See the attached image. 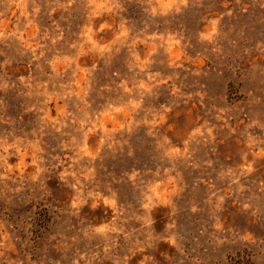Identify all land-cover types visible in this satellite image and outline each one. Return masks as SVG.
I'll return each instance as SVG.
<instances>
[{
  "label": "rangeland",
  "instance_id": "1",
  "mask_svg": "<svg viewBox=\"0 0 264 264\" xmlns=\"http://www.w3.org/2000/svg\"><path fill=\"white\" fill-rule=\"evenodd\" d=\"M0 264H264V0H0Z\"/></svg>",
  "mask_w": 264,
  "mask_h": 264
}]
</instances>
